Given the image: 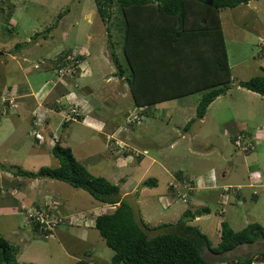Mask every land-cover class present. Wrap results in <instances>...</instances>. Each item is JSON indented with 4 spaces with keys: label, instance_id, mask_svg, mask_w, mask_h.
<instances>
[{
    "label": "rangeland",
    "instance_id": "374dc122",
    "mask_svg": "<svg viewBox=\"0 0 264 264\" xmlns=\"http://www.w3.org/2000/svg\"><path fill=\"white\" fill-rule=\"evenodd\" d=\"M111 11L117 17L120 16L117 7H113ZM10 13H12L11 17L8 16ZM221 17L226 48L230 55L229 61L232 63L233 81L227 93L220 95L213 101V104L211 103L212 106H209L204 120L197 115V106L205 91H198L184 97L165 100L162 105L151 106L144 113L140 124H132L130 128L132 131L129 133V135H132L130 138L125 132L129 142L123 151H116L115 147L110 144L109 138H107V144H110L112 150L120 153L123 157H128V154L132 155L135 162H139L136 149L145 148L147 150L144 152L145 157L149 154L151 158H156L153 162V170L164 169L165 171V169H169L175 173L183 171L191 173V176H196L197 169L213 165L219 172L220 168L226 166L228 162L234 164L235 177H232L233 172H231L232 179L242 181L250 175L254 185L252 186L253 188H247V186L243 185L242 188L238 186V190H234L235 188L230 186L229 195L224 196L225 203H223L224 210H221V217L228 221L235 230H241L249 225L250 222H260L264 226V139L261 143H253L248 150L243 151L235 145L232 137L230 140V136L225 134V131L228 129L232 131V128L233 130L235 128L236 130L243 128L245 130H255L258 126H262L261 128L264 129V96L238 84V82L248 80L253 76H264V52L260 49L256 50L259 42L264 40V0H252L235 8H223L221 9ZM114 18L115 15H112L111 18H103L98 12V5L95 0H0V48H2V45L14 44V46H11L13 48L20 42L22 46L28 45L26 46L27 49L35 47L36 52L43 49L41 52L42 56H44L45 52L46 54L52 53L53 56L56 52L64 53L69 49L73 51L77 49L78 52L81 50L84 55L87 54L86 61H92L95 64L96 67L94 69L96 72L101 68V63L99 65L96 57L101 56L102 46L105 43L108 58L114 62L115 55L122 68L126 69L127 63L121 44L123 35H120L116 19L114 20ZM37 33L39 34L36 35ZM89 35H91L90 39ZM36 41H39L43 47L40 48L42 45L36 44ZM104 49L105 46L103 47ZM88 51H90V54ZM54 57L56 59L59 56ZM42 58L30 57L29 62L24 65V68L29 70L26 76L32 82L34 91L38 90L45 81L52 79V76H55L56 80L61 81L58 73L52 74L44 70L45 65L42 64V61H46V58ZM236 58L237 60L243 58V64H235ZM36 64H41V68H35ZM114 66H116L115 63ZM115 71L116 73L119 71L117 66ZM6 75V63H2L0 59V85ZM127 75L128 72H126L125 76ZM67 78L68 76L62 79L66 81ZM74 84L81 85V82L75 79ZM130 99L132 100V98ZM168 107L171 108L172 112H169ZM12 111L15 113L17 109ZM40 114L43 113L40 112ZM169 114H173V117L169 118ZM61 117L63 120L62 115ZM53 119L54 123H56L58 119L60 120V116L55 115ZM190 120L191 122L188 124ZM71 123L73 124L69 127V133L78 135L77 131L80 133L84 129L80 136L81 141H83L82 144L79 147H72L81 158V162L94 174L101 172L104 176H110L112 179L109 180L114 182L113 180L116 179L113 178V174L118 173L120 169L113 166L114 158H111V156L107 158L103 154L106 138L91 128L87 129L79 122ZM187 125L189 134L182 138L181 135L184 134V128ZM122 126H124V122ZM9 130L0 127V137H2V132H8ZM51 130L54 131L53 128ZM126 131L128 132V130ZM138 131L141 133L137 135ZM256 131L258 130L254 132ZM11 132L14 133V136H17L8 138V143L2 148L3 153L10 157L18 155L15 158L16 162H14L17 167L19 165L26 169L35 170L29 168V166L33 163L35 165V160H38L36 157L26 156L27 153L23 154L15 151L18 150L21 144L26 142L24 134L21 130L18 133L14 128H12ZM5 133L3 137H6ZM57 133V135H61V128L58 129ZM141 134L142 136H140ZM249 134L258 138L257 132ZM192 135H195L194 138H192ZM28 139L33 141L32 137ZM80 139L79 137L75 138L78 143H80ZM17 140H20L21 143ZM167 140H180V142L177 146L171 147L168 145ZM125 151L127 152L125 153ZM84 155L85 157H83ZM145 157L143 161L147 165L146 163H149L150 159ZM48 158L43 155L42 161L47 162L44 166L57 167L53 166L52 161H49ZM17 169H11V172ZM129 170L126 167L125 171ZM119 179L120 181L116 184L120 185L123 190L133 188L138 180L134 174L121 175ZM216 179L215 176L214 181L217 184ZM14 180L13 178H0V220H6L5 226L0 224V231L7 239L12 240L14 244L19 246V262L32 258L33 261H41L34 262L36 264H72L70 256L64 253L66 249L71 248L82 252L90 251L92 257L89 259H92V262L95 261L92 264H96V262L97 264H112L111 257L114 254V250L106 244L104 238L95 230L96 228L93 233L90 232V237L86 241L80 242L77 238L70 237L64 238V240L66 239L64 241L66 244L61 241L63 239L51 240L50 238H45L42 234L28 227L19 229L17 222L20 219L12 215L14 213L12 210L16 208L12 187L18 184V180ZM178 180L174 176L170 182L173 184L174 181ZM47 181L49 187L47 188L48 185H45L43 193L54 194L55 192L59 200L64 201L72 196L73 198L76 197L71 199L72 204L73 202L74 205L83 203L84 206H88L95 199L86 190L75 188L51 178H44L43 184ZM25 185H28V183L23 180V188H25ZM167 185V182L161 181L159 188L156 189L162 192ZM224 187L226 185L221 188L223 189ZM148 188L151 187L148 186ZM170 189L177 193L180 190L172 187ZM253 191L254 195H257L255 198L251 193ZM196 193L200 194V192ZM146 195V204L144 202L138 204L139 217L151 225L163 222H173L175 224L180 219L179 210L181 208L184 210L190 205L193 208V201L197 200L191 193L189 202H185L181 198L173 199L170 195L169 198L172 201V205L165 208L163 206L164 202L159 201L158 197L154 198L149 197V194ZM200 199L203 202L207 200L203 196ZM130 201L131 199L128 197V202ZM207 202V205L212 209V214L207 217L213 219L215 213L219 215L220 212L217 207L221 206V204L215 206L209 201ZM221 202L222 198L219 199V203ZM66 204H69V202L67 201ZM90 213L94 214L96 212ZM79 216H69L65 226L71 225ZM195 219L197 220L195 221ZM195 219L192 223L199 224L203 229L205 228L210 238L212 239L213 237L214 245H217L221 239L222 223H218L216 227H213L206 216H196ZM208 220L210 224H208ZM88 223L89 221H87ZM70 231L74 233L75 231L79 232L80 229L75 227ZM71 232L68 233L70 234ZM156 232L157 230L149 231V234L154 235ZM258 241L252 244L242 243L234 250L220 255L204 248L203 255L214 264H230L234 261L236 264V262L244 261L250 256H256L257 258L252 264H264V255H260L264 252V240Z\"/></svg>",
    "mask_w": 264,
    "mask_h": 264
},
{
    "label": "trees",
    "instance_id": "16d2710c",
    "mask_svg": "<svg viewBox=\"0 0 264 264\" xmlns=\"http://www.w3.org/2000/svg\"><path fill=\"white\" fill-rule=\"evenodd\" d=\"M250 1L95 0L99 14L103 18L115 15L116 25L123 33L122 49L127 68H122L115 55L114 63L120 76L128 72L126 79L136 107L146 106L145 113L162 101L205 91L197 106V115L203 118L210 104L226 94L233 81L221 9L235 8ZM113 7H117L119 17L111 11ZM71 52L70 49L64 53ZM83 55L80 52L78 57L82 60ZM238 84L264 96V76H253ZM1 105L6 107L4 115H7L10 104ZM4 115L0 112L1 117ZM185 128L188 129V125ZM53 153L60 160L59 166H42L36 171L17 167L18 171L86 190L104 204L119 203L112 211L97 215L95 220V228L114 250L112 264H214L203 255L204 248L220 255L242 243L264 240V226L260 222H250L245 228L235 230L224 220L221 239L214 245L210 235L192 223L196 216L209 213L208 207L186 209L175 224L151 225L136 216L130 202L123 199L120 185L92 173L76 158L70 146L56 140ZM137 156L140 158V154ZM176 176L179 179L174 181L177 187L170 182V188L180 190L177 193L171 189L172 198L189 202V195L194 194L196 185L185 177ZM156 182L155 178H149L144 184L154 186ZM35 230L38 231L37 226ZM153 230H157L156 234L150 235L149 231ZM17 254V247L0 233V264H21ZM260 255L263 256L264 252ZM89 258L87 251V255L74 264H90L92 259ZM256 259V256H250L236 264H252Z\"/></svg>",
    "mask_w": 264,
    "mask_h": 264
},
{
    "label": "crops",
    "instance_id": "0c3cea01",
    "mask_svg": "<svg viewBox=\"0 0 264 264\" xmlns=\"http://www.w3.org/2000/svg\"><path fill=\"white\" fill-rule=\"evenodd\" d=\"M119 31H120V35H123L120 29ZM88 37L90 39L91 35H89ZM36 44L42 45L40 44L39 41H36ZM259 44L256 47V50L259 49ZM20 45L21 43L19 42L13 48H11V46H14V44L8 46L2 45V48H0V59L2 63L3 62L6 63V72H7L6 78L3 80V82L0 85V91H2L5 88H14V87L16 88L15 106L10 109V112L7 115H4L2 117L0 116V127L3 129H8V130L10 129L8 132L4 131V133L6 132L5 133L6 137H3L4 136L3 132L1 133L2 137H0V178H5V179L13 178L15 180H18V184L12 187L13 188L12 193L16 202V208L12 210L14 211L12 215H15L17 218L20 219V221L17 222L19 229L28 227L33 231L40 233L39 230L38 231L35 230V225L27 222L26 212L29 208H32L34 206L44 205L45 203L52 202L54 204L55 203L58 204L60 210L66 215L77 216L82 213L85 214L87 217V221H89V223L88 224L81 223L80 225L71 224L69 226H62L56 231L55 235L50 239L54 240L60 238L63 239L61 241H63V243L66 244L64 242L66 241V239L64 240V238L74 237L77 238L78 241L84 242L90 237V232L91 233L94 232L95 220L97 215L103 212L112 211L119 203L114 205L104 204L94 199L88 206L86 205L84 206L83 203H81L82 205L81 204L74 205V202L72 204L71 199H74L76 197L73 198L71 196L70 198H67L66 200L62 201L57 198V193L55 194V192L54 194L52 193L44 194L43 189L45 188V185H48V181L45 184H43L44 177L42 178L30 177L22 174L21 172L18 171V169L11 172V169L17 168V165H15L14 162H16L15 158L18 157V155H15L14 157L5 155L3 153L2 148L8 143L9 141L8 138L14 136V133L11 132L12 128H14L15 131H17L18 133H20L21 130V132L24 134L26 138V142L21 144L18 147V150L15 151H18L19 153H23V154L27 153L26 156L36 157L38 159L35 160V165H33L34 164L33 163L31 166H29V168L35 169L31 171H36L40 167L46 165L47 162L42 161L43 155L49 157L48 159L49 161L50 160L52 161L53 166L60 165L59 158L55 156L53 153L54 140L56 141L54 135L58 134L57 132L59 128H61V135L60 136L58 135L59 139H57V141L59 140L62 143V145L70 146L71 148L76 146L79 147L82 144L83 141H81L80 136L84 131V129H82V132L80 131V133L79 131H77L78 135L73 134L71 132L69 133V127L72 126L73 124L71 122L74 123L79 122L82 126L87 127V129L91 128L95 132L103 135L106 138V145H104L103 154L107 158H109L110 156L111 158H114L115 162H113V166L116 167L117 169H120L118 173L113 174V178L116 179L113 181L115 183H118L120 181L119 176L121 175L127 176L130 174H134L138 179L136 185L131 189L128 188L127 190H123V188L121 187L123 199L128 200V197H130L131 199L130 204L133 206L136 216L138 218H140L139 217L140 210L138 204H141V202L145 203V199L147 197L146 194H149V197H154V198L158 197L159 201L164 202L163 206L165 208L172 205V201L169 198L170 195L172 197V194L169 195V193H171L169 182L172 177L174 176L177 177L176 175H178L179 177L180 176L185 177L193 181L194 184L196 185V189L193 195L197 198V200L193 201L194 202V203L192 202L193 204L190 203L192 204L193 208H191L190 205L189 207H186V209L190 208L195 210L198 208H202L204 206L208 207L210 209V212L202 215V217L206 216V218L209 219V217L207 216L212 214V209L209 205H207L208 204L207 201H209V203L215 206L221 204V206L219 205V207H217L218 208L217 210L220 212L219 215L215 213V217L213 219H209L213 227H216L218 223H222V221L225 220L221 217V210H224L223 203H225L224 200L225 197L223 195V190L221 188L222 186L226 185L234 188L241 186L242 188L243 185V186H247V188L248 187L253 188L252 186L254 185V181L250 175H248V178H245L242 181L238 179H234V180L232 179V177H235V171L233 169L234 164H230L229 162L226 164V166H222L219 172L218 170L215 169V166L212 165L210 167H205L203 169H197L196 176H191V173H186L183 171L181 173L179 172L175 173L169 169H165V171L164 169L153 170L152 166L156 158H151L149 154H147L145 157L144 152L147 151L145 150V148L136 149L138 154H140V158L137 157L139 158L138 160L139 162L137 161L135 162L134 161L135 159H133L132 155L130 154H128V157H123L120 153L114 152L111 148L112 146H110V144H107V138H109L110 140V137L116 136L118 139H120L122 142L125 143V146L128 145L127 143L129 142V138L130 136H132L129 135V133L132 130H130L129 128L127 132L121 130L120 127L124 122V118L127 112L129 110L134 109L136 105L134 102V98L132 96V92L130 90V86L127 82L126 76L125 75L120 76L119 74L116 73L115 71L116 66H114V62L111 61V59H109L107 56L106 53L107 49L105 43H104L105 46L104 50H103L104 46H102L101 56L96 57V60L99 63V65L101 63L100 65L101 68H99L96 72L94 69L96 67L95 64H93L92 61L91 62L86 61V55H87L86 54L83 55L81 67L79 72L76 74V76L68 77L66 81L56 80V77L52 76V79H48L47 81H45V83L41 87H39V89L36 91H34V86L32 82L26 76L29 70L24 68L25 63L29 62L30 57L37 59L43 57L46 58V64H44L45 65L44 70L49 71L52 74L57 73V65H56L57 63L54 56L60 57L61 56L60 53L62 54L63 52H56L55 54H53V56L52 53L46 54L45 52L44 56H42L41 52L43 49L36 52L35 47L33 49L32 48L27 49L26 46L28 45H24V46L22 45L20 46ZM42 47L43 45L40 48ZM80 52L81 50L79 51V53ZM88 53L90 54V51H88ZM243 58H240L239 60H237L236 58L235 61L236 60L237 61L234 63L237 65L243 64L242 62ZM100 59L101 61H99ZM229 59H230V55H229ZM230 64L232 66L231 62ZM75 79L79 80L81 82V85L74 84ZM130 98H132L133 101ZM60 101L61 103H59ZM73 102H76L79 105L81 112L80 116L77 119V122L71 121L64 123L61 117L62 115L61 106L63 105L64 107H67L70 106ZM163 102L164 101L158 103V105H162ZM212 104H210V107L212 106ZM13 109L14 110L17 109V112L14 113V111H12ZM167 109L169 110V112H172L170 107H168ZM40 112H42L43 114H40ZM55 115L60 116V120L58 119L59 122L57 121L56 123H54L53 116ZM168 117L172 118L173 114H169ZM204 118L205 116L202 118V120H204ZM37 120L40 121V125L37 126V128L40 129V131L43 133L44 140H39L31 133L32 129L36 126L35 121ZM261 127L258 126L255 129L258 130L256 132L258 133V142L260 143L264 139L263 137L264 129ZM52 128L54 131L51 130ZM255 130H245L244 128L241 130H236L235 128V130H233L232 128V131L230 129L226 130L225 134H228L230 136V140L231 137L233 140L235 135H237L238 133L247 132V133L255 134L256 133L254 132ZM125 132L128 134L129 138L125 136ZM140 133L141 132L138 131L137 135ZM188 134H189V130L187 128H184V134H182L181 136L182 138H185ZM195 135H192V138H194ZM140 136H142V134ZM30 137L33 138V141H30L28 139ZM78 137L80 139V143L76 142L75 140V138ZM17 141L21 143L20 140ZM179 142L180 140H167L168 145H170L171 147H174L175 145L177 146ZM72 150L76 158L81 162L80 160L81 158L77 155L76 150H74L73 148ZM83 157H85V155ZM130 157L131 159H129ZM144 157L150 159V162L146 163L147 165H145L143 161ZM18 167L21 166L18 165ZM126 167L129 168L130 170L125 171ZM21 168L26 169L23 167ZM26 170H30V169H26ZM231 172H233L232 177H231ZM95 174L104 176V174H102L101 172ZM118 174L119 176H117ZM215 176L217 178L216 179L217 184L214 181ZM107 178L112 179L110 176H108ZM149 178H155L157 181L154 186H149L151 188H148V186L144 184L145 181ZM23 180L24 182L28 183V185H25V188H23L22 186ZM160 180L168 183V185L164 188L162 192L156 189L159 188L160 186V182H161ZM200 182H202V184H200ZM48 187L49 185L47 186V188ZM254 191L251 193L255 198V196L257 195H254ZM196 192H200V194H197ZM202 196L204 197V199L207 200L203 202L200 199V197ZM220 198H222L221 203H219ZM233 200L235 201L234 198ZM67 201L69 202V204H66ZM77 206H79V208H77ZM186 209L184 208L183 210L181 208L179 210L178 215L181 214L179 215V217L182 216V214ZM90 212H96V213L93 214ZM196 220L197 219H195V221ZM209 220H208V224H210ZM5 222H6L5 219H3L2 221L0 220V224L3 226H5L4 224ZM75 227L79 228L80 231L79 232L73 231L74 233H72L70 230ZM200 227L203 229L202 226ZM203 231L207 232L205 228L203 229ZM68 232L71 233L69 234ZM0 233L2 234L1 231ZM9 241L13 243L12 240ZM14 245L18 249L17 257H19L20 248L16 244ZM64 253L70 256V258L72 259V264H74L77 260L87 255V251L82 252L80 250L78 251L71 248L66 249ZM89 255L90 257L92 256L90 254V251H89ZM34 262H41V261L40 260L33 261V259L31 258L22 261L20 263L36 264ZM92 263L94 262H90V264Z\"/></svg>",
    "mask_w": 264,
    "mask_h": 264
},
{
    "label": "built area",
    "instance_id": "2783aa9c",
    "mask_svg": "<svg viewBox=\"0 0 264 264\" xmlns=\"http://www.w3.org/2000/svg\"><path fill=\"white\" fill-rule=\"evenodd\" d=\"M259 49L264 52V40L261 42ZM79 52L74 50L71 53L65 54L62 57L60 56L56 59L57 73L59 79L63 81V77H74L79 72L81 67L82 60L78 57ZM42 64H46V61H42ZM41 64H36L35 68H40ZM16 99V88H5L3 91H0V112L4 115L6 113V107L1 105L2 103H9L10 107L15 106ZM61 103V101L59 102ZM62 107V106H61ZM146 106H138L134 110H130L124 118V126L121 127V130H128L126 128H131L132 124H140L142 117L144 115V110ZM63 122L76 121L78 115L80 114V107L76 102H73L70 106L61 108ZM35 127L32 129L31 133L39 140H44L43 133L37 128L40 125V121H35ZM54 138L59 139L58 135L55 134ZM55 141V140H54ZM233 142L241 150L246 151L253 143L258 142V138L254 135H250L247 132H241L235 135ZM115 143V144H114ZM110 144L115 147L116 151H123L125 148V143L116 137H110ZM114 149V148H113ZM176 186V183H174ZM240 187V186H239ZM231 187L226 186L223 188L224 196H228ZM234 190H238V187H235ZM79 218L72 222V225H80L81 223H87V217L85 214H79ZM75 215H66L64 214L58 204L52 202L45 203L44 205H37L32 208H29L26 212L27 222L38 227V230L45 238H52L56 231L65 226L68 222V217Z\"/></svg>",
    "mask_w": 264,
    "mask_h": 264
},
{
    "label": "clouds",
    "instance_id": "9594fccd",
    "mask_svg": "<svg viewBox=\"0 0 264 264\" xmlns=\"http://www.w3.org/2000/svg\"><path fill=\"white\" fill-rule=\"evenodd\" d=\"M260 44H261V42H260ZM260 44H259V46H260Z\"/></svg>",
    "mask_w": 264,
    "mask_h": 264
}]
</instances>
